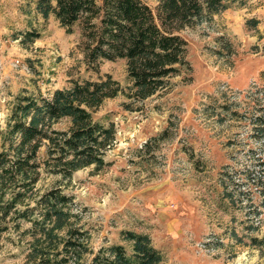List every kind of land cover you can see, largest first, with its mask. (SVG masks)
<instances>
[{"label": "rangeland", "instance_id": "374dc122", "mask_svg": "<svg viewBox=\"0 0 264 264\" xmlns=\"http://www.w3.org/2000/svg\"><path fill=\"white\" fill-rule=\"evenodd\" d=\"M36 1L0 0L1 129L23 90L49 94L74 78L106 73L125 92L130 84L124 59L102 61L99 73L88 69L79 26L67 33L54 16L37 12ZM144 1L155 10L157 0ZM250 18L259 23L250 27ZM32 29L41 36L24 44L21 33ZM180 34L189 71L142 101L120 92L95 113L115 129L108 165L80 169L70 178L42 171L37 190L62 187L74 196L95 250L111 243L128 247L120 235L128 229L150 236L163 255L159 264H263L244 229L252 219L246 208L222 197L220 172L248 163L246 151L259 145L251 117L264 106V0H231ZM30 225L23 222L21 230ZM232 228L245 244L226 234ZM250 234H264V208ZM29 239L16 231L5 234L0 264H30Z\"/></svg>", "mask_w": 264, "mask_h": 264}, {"label": "trees", "instance_id": "16d2710c", "mask_svg": "<svg viewBox=\"0 0 264 264\" xmlns=\"http://www.w3.org/2000/svg\"><path fill=\"white\" fill-rule=\"evenodd\" d=\"M229 1L157 0L155 10L144 0L36 1L37 12L46 19L54 16L67 33L79 26L88 69L99 73L102 61L124 59L130 84L125 92L106 73L96 79L74 78L49 94L23 90L15 96L6 128H0V242L11 231L29 236L30 264H159L163 260L147 233L128 229L120 232L128 247L111 243L95 250L74 196L62 187L39 193L37 183L42 171L70 178L83 168L106 167L115 129L96 119L95 113L120 92L142 101L165 88L171 77L189 71L187 41L180 31L226 9ZM246 23L255 27L259 20L250 18ZM21 35L24 44L41 36L36 29ZM258 111L251 117V134L259 145L246 151L248 163L220 172V185L230 205L247 209V219H252L244 226L248 245L264 258V234H250L258 230L264 208V106ZM23 222L30 227L21 230ZM226 234L237 244L246 243L234 228Z\"/></svg>", "mask_w": 264, "mask_h": 264}]
</instances>
